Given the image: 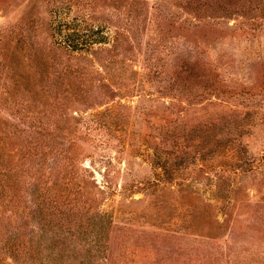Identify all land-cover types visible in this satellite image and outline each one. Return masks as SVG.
I'll list each match as a JSON object with an SVG mask.
<instances>
[{
    "label": "rangeland",
    "instance_id": "374dc122",
    "mask_svg": "<svg viewBox=\"0 0 264 264\" xmlns=\"http://www.w3.org/2000/svg\"><path fill=\"white\" fill-rule=\"evenodd\" d=\"M0 264H264V0H0Z\"/></svg>",
    "mask_w": 264,
    "mask_h": 264
},
{
    "label": "trees",
    "instance_id": "16d2710c",
    "mask_svg": "<svg viewBox=\"0 0 264 264\" xmlns=\"http://www.w3.org/2000/svg\"><path fill=\"white\" fill-rule=\"evenodd\" d=\"M14 252H15V254H18L19 253L16 249H14Z\"/></svg>",
    "mask_w": 264,
    "mask_h": 264
}]
</instances>
